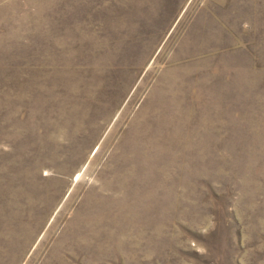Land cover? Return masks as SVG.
Listing matches in <instances>:
<instances>
[{
  "label": "rangeland",
  "instance_id": "374dc122",
  "mask_svg": "<svg viewBox=\"0 0 264 264\" xmlns=\"http://www.w3.org/2000/svg\"><path fill=\"white\" fill-rule=\"evenodd\" d=\"M0 264H264V0H0Z\"/></svg>",
  "mask_w": 264,
  "mask_h": 264
}]
</instances>
